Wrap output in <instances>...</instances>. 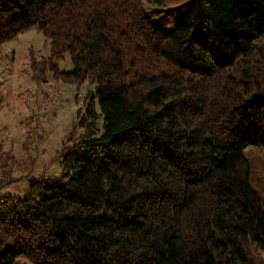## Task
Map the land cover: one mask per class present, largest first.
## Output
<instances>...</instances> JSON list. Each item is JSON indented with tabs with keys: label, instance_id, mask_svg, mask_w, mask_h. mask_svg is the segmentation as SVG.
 <instances>
[{
	"label": "trees",
	"instance_id": "16d2710c",
	"mask_svg": "<svg viewBox=\"0 0 264 264\" xmlns=\"http://www.w3.org/2000/svg\"><path fill=\"white\" fill-rule=\"evenodd\" d=\"M34 26L51 46L34 79L94 94L58 178L0 153V190L29 182L0 195V264H264L244 154L264 147V0H0V45Z\"/></svg>",
	"mask_w": 264,
	"mask_h": 264
},
{
	"label": "rangeland",
	"instance_id": "374dc122",
	"mask_svg": "<svg viewBox=\"0 0 264 264\" xmlns=\"http://www.w3.org/2000/svg\"><path fill=\"white\" fill-rule=\"evenodd\" d=\"M154 8L146 3L148 12H157ZM186 11V5L159 11L151 16V20L155 24H173ZM50 49V41L38 26L0 45V153H8L26 165L33 162L32 176L36 178L61 175L59 151L78 123L79 111L86 115L94 94L92 83H67L54 72L47 74L46 82L39 83L34 79L32 58L48 57ZM73 69L71 56L66 54L59 62V70ZM93 111L96 123L101 126L96 104ZM244 154L250 161L251 183L264 210V147L249 146ZM14 176L17 181L0 190V195L23 196L27 192V173L16 170ZM23 262L31 264L27 260Z\"/></svg>",
	"mask_w": 264,
	"mask_h": 264
}]
</instances>
